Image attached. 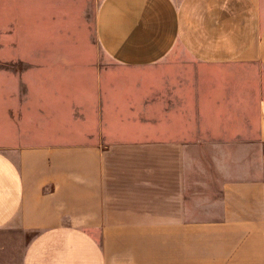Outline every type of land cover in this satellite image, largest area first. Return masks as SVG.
Returning a JSON list of instances; mask_svg holds the SVG:
<instances>
[{
    "label": "crops",
    "instance_id": "1",
    "mask_svg": "<svg viewBox=\"0 0 264 264\" xmlns=\"http://www.w3.org/2000/svg\"><path fill=\"white\" fill-rule=\"evenodd\" d=\"M0 264H264V0H0Z\"/></svg>",
    "mask_w": 264,
    "mask_h": 264
},
{
    "label": "rangeland",
    "instance_id": "2",
    "mask_svg": "<svg viewBox=\"0 0 264 264\" xmlns=\"http://www.w3.org/2000/svg\"><path fill=\"white\" fill-rule=\"evenodd\" d=\"M94 8V7H93ZM92 10V9H91ZM23 70H25L23 68ZM213 154L211 153H201V154H194L191 157L192 170L194 172L191 174L193 182H199L198 185L194 184V190L197 193L202 192L204 190L206 191H217L219 187V176L215 174L214 172V159ZM197 173L199 175H197ZM203 175V178H202ZM35 233H32L31 236H35Z\"/></svg>",
    "mask_w": 264,
    "mask_h": 264
}]
</instances>
